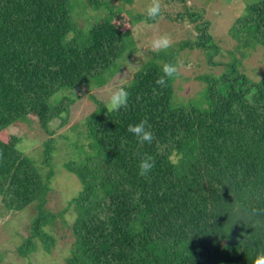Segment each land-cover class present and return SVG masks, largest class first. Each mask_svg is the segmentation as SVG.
I'll return each instance as SVG.
<instances>
[{
  "label": "trees",
  "instance_id": "obj_1",
  "mask_svg": "<svg viewBox=\"0 0 264 264\" xmlns=\"http://www.w3.org/2000/svg\"><path fill=\"white\" fill-rule=\"evenodd\" d=\"M114 7L108 0H0V133L17 121L34 122L47 135L61 128L77 90L136 52L127 31L96 18L115 15ZM178 18L194 23L201 15ZM207 26L195 22L198 33L176 49H148L124 85L126 108L108 111L94 99L82 122L92 153L64 162L80 184L59 213L41 208L51 172L37 179L33 161L16 147L19 136L0 141L1 203L17 211L36 201L19 255L32 252L35 240L48 250L53 239L44 224L70 209L65 264H253L264 249V75L251 81L230 55L221 73L199 76L205 89L196 100L173 99V79L164 89L155 83L162 62L184 49H200L207 65H217ZM229 35L241 47L264 48V0H249ZM143 119L151 144L128 132ZM145 154L156 161L147 178L138 175Z\"/></svg>",
  "mask_w": 264,
  "mask_h": 264
},
{
  "label": "rangeland",
  "instance_id": "obj_2",
  "mask_svg": "<svg viewBox=\"0 0 264 264\" xmlns=\"http://www.w3.org/2000/svg\"><path fill=\"white\" fill-rule=\"evenodd\" d=\"M83 1V0H79ZM114 4V9H119L115 15L106 16L104 13L97 15L94 10L88 12L100 22L111 21L121 31H127L134 42L136 52L128 59L127 55L113 62L109 74L104 73L81 86L75 99L69 107L67 122L61 128L44 134L39 127H33L34 122L17 121L0 133V141L8 142L11 136H19L16 143L17 149L33 161L34 172L37 179L44 181V174L50 171V178L46 180L47 191L41 208L44 212L55 215L66 205V202L77 194L79 180L75 175L64 168V162L69 159H81L92 153L87 146L88 139L84 134L83 119L94 110V99L102 104H108V99L116 84L128 83L133 72L145 62L150 49V39L157 31L168 33L172 37L171 48L176 49L180 42L191 40L198 32L193 25L202 20L208 21L207 33L219 48L212 57L216 66H209L205 62L203 51L197 48L184 49L177 52L173 63L182 62L184 68L173 78V99L179 102L196 100L204 92L205 83L200 75L216 76L223 71V64L228 62L230 55L239 59V68L251 79L258 81L264 75V48L259 45H241L230 37L229 28L234 19L241 14L242 8L249 0H162V13L157 22V28L149 27L153 22H145L147 7L151 0H108ZM116 9V10H117ZM182 12H195L201 15L194 23L186 18L179 19ZM142 15L143 19L132 21V15ZM79 26L82 17L77 18ZM169 48V49H171ZM122 74V75H121ZM56 122L49 126V129ZM51 139L48 158L45 161L44 142ZM36 213V201L28 203L23 208L12 211L7 210L0 200V264H65L68 248L72 241L70 221L73 212L69 209L61 216L68 224L61 223L56 217L51 223H45L42 230L46 231L53 239L48 250L35 240V248L25 256L19 255L17 248L23 243L28 234L30 219Z\"/></svg>",
  "mask_w": 264,
  "mask_h": 264
},
{
  "label": "clouds",
  "instance_id": "obj_3",
  "mask_svg": "<svg viewBox=\"0 0 264 264\" xmlns=\"http://www.w3.org/2000/svg\"><path fill=\"white\" fill-rule=\"evenodd\" d=\"M161 13L162 0H151L149 6L147 7V17L153 23L150 24L149 27L154 29L157 28V22L161 16ZM172 44L173 40L170 34H161L157 31L151 37L149 47L152 52L158 54L161 51H167L172 47ZM183 68L184 64L182 62H162V75L158 76L155 83L161 89L168 87L169 80L176 77ZM129 97L130 91L126 86H124L123 83L114 85L108 99L107 110L119 111L122 108H126L128 106ZM150 129L151 126L148 124L147 119H143L137 124H130L128 126V132L133 134L137 138V142L141 145L145 143L151 144L155 140L154 133ZM155 166V158L152 155L145 154L143 159H141L139 162L138 175L147 178ZM253 264H264V249L257 252Z\"/></svg>",
  "mask_w": 264,
  "mask_h": 264
}]
</instances>
